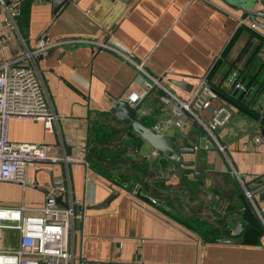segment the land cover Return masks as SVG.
Returning <instances> with one entry per match:
<instances>
[{
  "label": "crops",
  "instance_id": "obj_1",
  "mask_svg": "<svg viewBox=\"0 0 264 264\" xmlns=\"http://www.w3.org/2000/svg\"><path fill=\"white\" fill-rule=\"evenodd\" d=\"M236 3L68 0L54 12L52 0H32L27 23L24 28L18 26L20 35L4 29L0 20V62L33 49L40 37L57 42L85 40L58 44L34 56L58 115L53 130L46 131L43 121L36 119L12 118L8 124L12 141L46 143L56 155L85 161L30 166L26 184L2 182V203L40 206L48 191H53L54 178L61 176L67 185L64 201L71 198L85 211L73 239L77 258L146 264H264L259 218L244 213L251 205L222 153L202 133L198 168L183 164L186 174L182 175L150 143L129 135L131 125L117 119L112 109L118 100L130 101L133 95L140 97L137 103L143 101L137 118L153 128L160 125V133L188 135L187 144L192 146L197 127L190 117L181 127L169 122L176 117L172 108L160 95L155 99L154 90L147 97L152 89L147 90L142 72L118 52L95 44L107 42L134 53L135 60L151 73L165 75V87L182 100L192 96L221 57L212 81L226 93L234 96L235 84L244 76L257 82L256 87L261 85L250 103L255 90L246 101L240 99L244 108L235 105L232 119L218 134L243 180L264 205L259 197L264 181H258L264 180V141H254L256 135H264V129L260 118L251 113H264V55L260 53L253 64L258 40L251 38L252 21L241 17L242 7ZM254 9H264V4L259 2ZM252 29L264 35L263 29ZM232 39L229 52L222 56ZM238 68L245 72L239 75ZM195 156L183 154L186 161ZM160 163L165 167H159ZM136 187L138 194L133 192ZM116 191L118 195L106 207L95 208ZM218 209L222 213L217 214ZM192 219H206L210 224H203L201 230ZM210 226L214 229L208 233ZM240 232L241 237H234Z\"/></svg>",
  "mask_w": 264,
  "mask_h": 264
},
{
  "label": "built area",
  "instance_id": "obj_2",
  "mask_svg": "<svg viewBox=\"0 0 264 264\" xmlns=\"http://www.w3.org/2000/svg\"><path fill=\"white\" fill-rule=\"evenodd\" d=\"M22 2L23 0H0L1 25L9 31H17L19 35L18 18L22 13ZM250 27L255 28V25L252 23ZM83 41L85 40L68 39L57 42L52 41L49 36L40 37L33 49L27 48L19 57L0 62V188L4 181L26 184L28 168L36 163L85 161L84 157L56 155L46 143L12 141L8 134V124L12 118L40 120L43 121L46 131L53 130V123L57 121L58 115L52 108L34 56L58 44ZM95 44L118 52L137 67L145 77L147 90L155 88L162 91L161 101L170 106L176 116L175 119H168L169 122L181 127L183 121L190 117L202 125L210 143L222 153L229 169L240 181L264 229V205L255 197L256 191L246 185L228 154V145L218 134L219 129L232 119L234 103L216 91L206 77L200 79L189 99L182 100L165 87L162 82L165 75L157 76L151 73L143 63L135 60L134 53L107 42ZM261 54L264 55V51ZM235 87L245 89V84L237 81ZM139 99L138 95H133L130 101L136 104ZM261 118H264V114ZM154 129L161 132L160 125H154ZM254 141H264V135H256ZM52 186V194L64 195L67 192V185L61 176L54 178ZM133 192L138 194L140 188L136 187ZM143 195L155 201L151 194ZM77 206L78 203L71 198L68 205L64 206L50 196L40 206L25 203L9 206L2 203L0 196V225L3 227V233L0 235V264H146L99 262L89 261L84 257L77 258L73 251V239L85 215L84 209L77 210Z\"/></svg>",
  "mask_w": 264,
  "mask_h": 264
},
{
  "label": "water",
  "instance_id": "obj_3",
  "mask_svg": "<svg viewBox=\"0 0 264 264\" xmlns=\"http://www.w3.org/2000/svg\"><path fill=\"white\" fill-rule=\"evenodd\" d=\"M125 1L131 2L132 0H125ZM52 2H53L54 12H58L68 2V0H52ZM259 2L264 4V0H237L236 4L242 7L243 10V14L241 16L242 18L248 17L256 27H259L260 29L264 30V21L260 20V17H263L264 19V9H258V10L254 9ZM241 81L245 84V89L242 90L235 89L233 91V95L237 97V99L239 100L241 99L242 101H246L249 95L255 90L250 100L248 101L250 103L261 92L262 87L261 85H258L256 87L257 82H254L251 79H247L246 76H244L241 79ZM153 90H155V88L150 90L147 97L152 93ZM142 104L143 101L137 104H132L128 100L121 99L116 102L114 108L112 109V112L117 117V119L131 125V130L129 131V135H131L134 138L136 137L138 138L139 136L141 139L150 143V145L154 148V150L158 154L172 161L176 165V171L178 173L182 175L186 174V169L183 167V164L198 168L201 135L202 133H205V130L203 129L202 125L196 119L192 118V120L194 121L197 127V135L195 137H191V140L194 142V145L188 146L187 138H186V136L188 135L180 134L179 136L177 135L170 136L164 133L157 132L152 126L146 125L143 122H141L137 118V112ZM184 153L195 154L196 155L195 159L190 161L184 160L183 158ZM85 164L86 166H88L87 163ZM196 175L199 176L200 171H197ZM258 181L263 182L264 180L259 179ZM117 195H118L117 191L113 192L103 202L95 205V208L106 207ZM48 196L54 197L60 204L64 206L68 205V203L64 201V196L62 194H52L48 191ZM259 197L264 200V192H261L259 194ZM214 199L215 200L217 199L216 195L214 196ZM76 209L78 210L84 208H82L81 206H77Z\"/></svg>",
  "mask_w": 264,
  "mask_h": 264
},
{
  "label": "trees",
  "instance_id": "obj_4",
  "mask_svg": "<svg viewBox=\"0 0 264 264\" xmlns=\"http://www.w3.org/2000/svg\"><path fill=\"white\" fill-rule=\"evenodd\" d=\"M31 1L32 0H23V2H22V13H21V15L19 16V18H18V26L20 27V28H24V26H25V22L27 23V19H28V15H29V9H30V4H31ZM242 26V25H241ZM242 28H247V27H245L244 25L241 27V29ZM249 30H250V32H251V38H253V37H256L257 39H258V45H257V49H256V53L254 54V63L253 64H255V63H257L256 61H257V58L259 57V54L262 52V51H264V35H262V34H260L259 32H256V31H254V29H252V28H248ZM237 35V34H236ZM234 39H235V37H234ZM233 42V39H232V41L227 45V47H226V49L224 50V52H223V54H222V56L224 55V57H226V55H227V53L229 52V48H230V46H231V43ZM222 58L223 57H221V58H219L215 63H214V65L212 66V69L210 70V72L208 73V75L206 76V78H207V80L209 81V83L214 87V89L216 90V91H218L220 94H222L223 96H225V97H227L230 101H232L233 103H234V105H236V106H239V107H243L242 106V103H241V101L240 100H237L234 96H232V95H230L229 93H226L221 87H220V85H218V84H216V83H214L213 81H212V77H213V74L218 70V68H219V66H220V64H221V60H222ZM238 70H239V75L240 74H243L244 72H245V69H241V68H238ZM162 94V91L161 90H157V89H155L154 91H153V95H154V98L156 99V98H158V96L159 95H161ZM244 108V107H243ZM246 109V108H245ZM246 110H249V109H246ZM251 111V110H250ZM251 113H253V114H255L256 116H257V118H260L261 120H262V122H263V129H264V118H261V116H262V114H264V113H257V112H255V111H251ZM134 139H136V138H134ZM137 140V139H136ZM162 166H164L165 167V165L164 164H162V163H160L159 164V167H162ZM161 169V168H160ZM135 185L136 184H133V185H131V188L133 189L134 187H135ZM217 214H220V213H222V211H219V209H218V212H216ZM244 213H246V216H249V217H252L253 218V216L254 217H257V215L254 213V211L252 210V208L251 207H248L245 211H244ZM222 217H224L223 215H222ZM257 219H258V217H257ZM259 220V219H258ZM191 222H194L195 224H196V227L199 225V227H198V229H203V224H210V222H208L206 219H202V220H200V219H192V220H190ZM259 223H260V226L259 227H261V228H259V230L261 231V233H264V229H263V226H262V224H261V222H260V220H259ZM207 224V225H208ZM206 227L207 226H205V228H204V230H206ZM211 228H213L214 229V227H212V226H210L209 227V229H207V232L208 233H210L211 232ZM216 230H218V228H216ZM242 236V233L240 232V233H238V234H234V237H237V238H239V237H241Z\"/></svg>",
  "mask_w": 264,
  "mask_h": 264
},
{
  "label": "bare ground",
  "instance_id": "obj_5",
  "mask_svg": "<svg viewBox=\"0 0 264 264\" xmlns=\"http://www.w3.org/2000/svg\"><path fill=\"white\" fill-rule=\"evenodd\" d=\"M3 233V227L0 225V235Z\"/></svg>",
  "mask_w": 264,
  "mask_h": 264
}]
</instances>
